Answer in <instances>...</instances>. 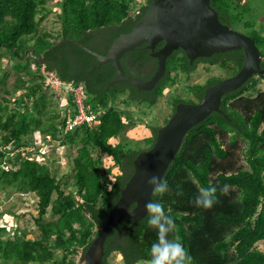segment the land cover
Segmentation results:
<instances>
[{"label":"trees","instance_id":"trees-1","mask_svg":"<svg viewBox=\"0 0 264 264\" xmlns=\"http://www.w3.org/2000/svg\"><path fill=\"white\" fill-rule=\"evenodd\" d=\"M150 1L137 8L138 0H0V192L37 198L34 222L40 233L28 237L31 229L26 223L11 238L7 228L0 226V264H76L119 200L138 154L154 144L161 127L153 126V135L144 140V146L136 140L125 142L135 124L130 107L156 105L166 90L178 84L180 74L188 75L199 63L218 64L230 70V75L243 65L242 49L191 63L178 48L168 57L166 72L155 87L141 90L127 81L111 83L116 75L112 62L91 71L97 64L95 56L71 41L57 46L64 38H74L106 54L115 38L134 28ZM48 3L57 9L58 35L44 25ZM211 4L222 23L241 27L253 37L264 58V28L256 26L257 10L264 11V0H212ZM98 35L99 41L94 39ZM150 53L147 43L126 52L121 58L125 73L149 79L157 65ZM59 56L62 59L54 65L52 61ZM36 57L49 63L38 62ZM146 64L154 67L150 73L143 69ZM43 65L62 80L84 84L86 104L93 111L102 110L91 126H67V110L75 114L77 104L70 95L61 113L59 94L46 84ZM260 78L264 75L225 94L220 110L190 129L163 178L169 190L153 193V200L161 202L165 214L175 221L169 238L183 243L192 264H264V251L258 247L264 242V91L257 87ZM222 79L211 77L206 84L191 86L194 97H186L188 101L182 99L183 94L173 97L172 112L180 102L202 100L205 89ZM37 132L46 142L77 147L72 182L63 184L57 170L32 156L39 150ZM225 185L226 195L220 192ZM208 186L217 187V200L209 209L197 208L193 200ZM156 239L146 216L136 224L132 218L122 219L105 240L101 264H111L109 258L115 253H120L124 264L149 262Z\"/></svg>","mask_w":264,"mask_h":264},{"label":"water","instance_id":"water-1","mask_svg":"<svg viewBox=\"0 0 264 264\" xmlns=\"http://www.w3.org/2000/svg\"><path fill=\"white\" fill-rule=\"evenodd\" d=\"M211 1L151 0L147 11L134 28L115 38L106 54H101L74 38H64L57 44L61 46L71 41L95 56L97 64L91 71L104 63L112 62L116 75L111 83L127 81L141 90L155 87L166 72L168 57L178 48L184 50L190 62L199 57H210L215 53L234 49H242L245 55L239 71L207 87L200 102H180L176 105L166 124L158 130L154 144L138 154L133 175L114 204L106 223L89 245L85 256L80 259V264H101L105 254L104 243L112 229L122 219L132 218L136 224L146 216L145 204L153 200V191L146 182L147 178L152 175L164 178L190 129L214 111H219L225 94L240 88L256 74L264 75L262 55L255 40L222 23ZM161 42H164L163 45L157 48ZM144 43H148L150 54L157 59V69L149 79L128 76L121 58L126 52ZM36 60L49 63L42 57H36ZM130 207L134 209L131 213Z\"/></svg>","mask_w":264,"mask_h":264},{"label":"rangeland","instance_id":"rangeland-1","mask_svg":"<svg viewBox=\"0 0 264 264\" xmlns=\"http://www.w3.org/2000/svg\"><path fill=\"white\" fill-rule=\"evenodd\" d=\"M147 1L148 0H138L139 4L137 8ZM47 7L50 11H44L47 16L44 19V25L58 35L61 33V23L58 19L56 6L53 3H48ZM257 11L259 12V16L256 26L264 28V11L261 9ZM235 29L247 34V31L241 27H236ZM100 39H102V37H100ZM45 72L48 71L45 70ZM230 73L231 71L227 70L225 67L200 63L196 69L188 75L180 74L178 84L172 86L169 89L170 92L166 90V95H163L156 105L150 108L145 105H140V108L132 105L130 109L134 111V120L136 125L134 123L131 125L133 127L127 132L125 142H133V140H136L137 142H140V145L144 146L146 144L144 140L153 135V126H163L170 118L173 107L171 105V99H173V97H181V94H183L185 98H181L188 101L190 99H187L186 97H194L192 91L190 90L191 86L205 83L206 80L211 77L224 78L229 76ZM178 87H181L182 89H179V91L177 90ZM257 87L264 91V78L259 79ZM63 90H66V88H63ZM63 90H60L62 92L59 93L57 101V106L61 113L65 112L66 104H69L68 99L70 96V93ZM123 97L124 96H120L121 99H123ZM120 105V108H123V105ZM141 109L145 110L147 114L143 115ZM126 128L129 129L128 126ZM35 136L38 140L37 150L38 148L39 150L37 151L38 153L33 151L32 156L37 158L39 161L48 163L52 169L57 170L59 178H61V182L63 184L66 181L72 182V174L74 172L73 159L77 155V147L72 145L70 149L69 146L62 145L59 141H53L52 143L50 141L46 142L41 139L39 132L35 133ZM137 142L134 143L136 144ZM240 159V164H243L246 167V162L242 158ZM36 203L37 198L33 194L23 195L14 193L8 195L6 192H0V226H5L7 228L11 238L14 237L15 231L19 228L25 227L26 223L29 224V228L31 229L28 237L35 238L40 234L34 222L35 217L38 215ZM258 247L264 251V242H259ZM81 258L82 257H80V259ZM80 259L77 260V264H80ZM109 260L111 264H124L120 253H115L109 258ZM82 264L85 263L83 262ZM138 264H149V262L141 261Z\"/></svg>","mask_w":264,"mask_h":264},{"label":"clouds","instance_id":"clouds-1","mask_svg":"<svg viewBox=\"0 0 264 264\" xmlns=\"http://www.w3.org/2000/svg\"><path fill=\"white\" fill-rule=\"evenodd\" d=\"M246 35H248V34H246ZM262 61H264L263 57H262ZM262 61H261V67H262ZM202 64L214 65V64H209V63H202ZM216 65H218V64H216ZM218 66H220V65H218ZM262 68L264 69V67H262ZM41 70L44 74L45 70H46L44 65L42 66ZM46 71H50V70H46ZM53 72H55V71H53ZM256 75H258V74H256ZM256 75H254L253 77H255ZM260 75H262V74H260ZM230 76H232V75H229L227 77H230ZM227 77H224L223 79H225ZM208 80H206L205 83H201V84H206L208 82ZM63 81H67V80H63ZM68 82L74 83V81H68ZM74 85L75 86H80V85L83 86V89L85 92L84 84L82 82L78 83V84L74 83ZM57 94H59V93L57 92ZM70 95H73V94L71 93ZM85 95H86V92H85ZM74 101H75V98H74ZM200 101H198V102H200ZM198 102H195V103H198ZM185 103H189V102H185ZM96 111L102 112V110H96ZM67 112H68V110H67ZM146 182H147L148 186L151 187L153 193H155V194H164L169 190L168 182L166 180H163L161 177H159L157 175H152V176L148 177ZM217 191H218V189L215 186H208V187L201 188L198 195H196L194 200H193L194 205L197 208H203V209L211 208L217 200V196H216ZM220 192L226 195L228 193L227 185H225L223 188H221ZM133 211H134V209L132 207H130L129 212L131 213ZM145 211H146L147 224L150 227H152L153 229H155L156 233H157V239L154 243H152L151 248H150L151 259L149 261V264H192V256L189 254L187 249L184 247L183 243L179 240H173V239L169 238V234L173 231V229L176 227V225H175L174 219L171 216L165 214L163 204L157 200H150L145 204ZM84 256H81V253H80L76 259V264L78 262L77 260H79L80 257L83 258ZM142 262H147V261H142ZM84 263L87 264L88 262H84Z\"/></svg>","mask_w":264,"mask_h":264},{"label":"built area","instance_id":"built-area-1","mask_svg":"<svg viewBox=\"0 0 264 264\" xmlns=\"http://www.w3.org/2000/svg\"><path fill=\"white\" fill-rule=\"evenodd\" d=\"M45 81L46 83L58 93H61L63 88H66L67 93H72L75 102L77 104V112L75 114L71 113V110L68 109L67 112V126L71 128L74 125H81L87 123L92 125L97 117L101 114V111H93L91 106L86 104V95L83 89V86H75L73 82L63 81L59 76L53 72H45ZM54 88H53V87Z\"/></svg>","mask_w":264,"mask_h":264},{"label":"flooded vegetation","instance_id":"flooded-vegetation-1","mask_svg":"<svg viewBox=\"0 0 264 264\" xmlns=\"http://www.w3.org/2000/svg\"><path fill=\"white\" fill-rule=\"evenodd\" d=\"M100 37H101V35L99 36H96V37H94V39H97V41H99L100 40ZM96 41V43L95 44H97V43H99V42H97ZM94 44V43H93ZM148 44V43H147ZM160 44V43H159ZM148 47V46H147ZM62 59V57L61 56H59L58 57V60H56V61H52V63L54 64V65H58L59 64V61ZM262 67H264V65L262 66ZM153 68L154 67H152L150 64H146V65H144L143 66V69L144 70H148L149 71V73L151 72L150 70H153ZM156 69H157V65H156V68H155V71H156ZM263 69V68H262ZM155 71H154V73H155Z\"/></svg>","mask_w":264,"mask_h":264}]
</instances>
